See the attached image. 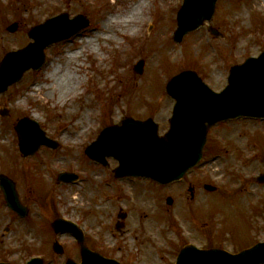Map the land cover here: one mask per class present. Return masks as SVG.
<instances>
[{
	"label": "rangeland",
	"instance_id": "374dc122",
	"mask_svg": "<svg viewBox=\"0 0 264 264\" xmlns=\"http://www.w3.org/2000/svg\"><path fill=\"white\" fill-rule=\"evenodd\" d=\"M182 2L0 0V63L8 51L32 41V27L62 13L88 19L89 27L80 34L87 36L85 42L95 41L86 46L77 35L48 47L44 68L27 71L0 95V110L10 112L0 116V174L15 181L30 210L20 219L0 189V262L24 264L32 256H42L47 264H65L68 258L81 262L72 235L53 236L51 224L58 217L83 225L92 235L88 245L127 264H175L186 245L239 253L264 242V184L257 181L264 173V120L240 118L212 128L203 163L168 186L148 179L119 181L111 171L116 160L108 159V168L89 164L84 155L102 129L124 117L153 118L160 134L166 133L175 103L165 90L171 76L193 69L220 92L231 66L263 52L264 0H220L213 26L221 36H212L204 25L177 44L173 33ZM111 16L130 17L124 27L112 24L118 34L104 29ZM14 23L18 30L10 33ZM108 36L118 42L104 39ZM140 60L145 61L142 74L134 70ZM56 67L73 78L64 101L63 86L52 81L64 72L49 77ZM24 118L37 121L58 148L44 146L24 159L15 131ZM66 169L77 171L81 180L58 183V173ZM205 185L217 190L207 191ZM120 213L127 219L117 231ZM56 241L64 247L63 256L53 251Z\"/></svg>",
	"mask_w": 264,
	"mask_h": 264
},
{
	"label": "water",
	"instance_id": "95a60500",
	"mask_svg": "<svg viewBox=\"0 0 264 264\" xmlns=\"http://www.w3.org/2000/svg\"><path fill=\"white\" fill-rule=\"evenodd\" d=\"M217 1L184 0L178 12L174 39L181 42L186 34L197 30L205 22L210 23ZM88 24L83 16L71 20L67 14H62L32 28L29 35L34 42L8 53L0 64V94L18 83L29 69L42 68L47 47L77 35ZM16 29L17 25H13L9 30L14 32ZM210 29L213 34H218L215 29ZM143 65L144 62L140 61L136 66L138 73H142ZM167 92L176 104L170 130L165 136L158 135V125L152 119L139 121L126 118L121 126L104 129L99 139L87 149V154L102 161L107 156H114L121 163L117 170L119 176L148 177L162 184L182 179L202 159L208 130L216 123L239 117L264 119V52L257 58H249L244 64L232 67L229 84L221 93L210 90L193 71L174 76L167 84ZM7 113L4 111L2 115ZM16 130L25 154L34 153L42 144L53 145L35 121L23 119ZM61 177L70 179V176ZM0 178L9 207L23 215L15 184L7 177ZM258 179L264 183V174ZM54 228L58 233L70 231L76 236L82 248V264H120L88 250L75 225L57 220ZM55 250L62 253L58 244ZM26 264H43V260L36 258ZM67 264L76 263L68 260ZM176 264H264V243L235 255L220 249L200 250L188 245L182 249Z\"/></svg>",
	"mask_w": 264,
	"mask_h": 264
},
{
	"label": "bare ground",
	"instance_id": "6f19581e",
	"mask_svg": "<svg viewBox=\"0 0 264 264\" xmlns=\"http://www.w3.org/2000/svg\"><path fill=\"white\" fill-rule=\"evenodd\" d=\"M59 0H49V2H50V4H54V2H58ZM64 2V6H63V8H66V9H68L69 8V5H68V3L67 2H65V1H63ZM59 7H61L60 5H59ZM135 11H136V9H135ZM131 15H133V12L132 13H130ZM130 17H124V19H117V17L116 16H111L107 21H106V23H105V26H104V29H106V30H108L109 29V33L111 32H114V33H116V34H118L119 33V27L118 26H120V27H124L122 24H123V22H126L128 19H129ZM113 23H117V25L118 26H116V25H112ZM121 34H123V35H126L127 33L125 32V31H123ZM78 37H80L79 38V42L80 43H82L83 45H88V46H92L93 44H94V42L95 41H93V39H91V40H89V41H86L85 42V38L87 37V36H85V35H80V36H78ZM104 38V37H103ZM104 39H106L107 41H109V42H118V41H115V40H113V39H111V38H109V36L108 37H105ZM98 40V39H97ZM96 40V41H97ZM100 41H103V39H99L98 40V42H100ZM68 58H69V60L68 61H70V60H72L73 58H72V55H70V56H68ZM64 72V71H62L60 68H58V67H56V68H54V70H53V72L49 75V77H51V79H54L55 77H56V73H57V75H58V72ZM71 73V72H70ZM53 81V83L56 85V84H59L60 86L62 85L63 87H62V89H60V91L61 92H59V94H60V100L61 101H64L67 97H68V95H69V91L70 92H72V89H70V87H71V83H72V81H73V78H71V76H70V74L69 73H67V72H64L61 76L59 75V80H58V82L57 81H55V80H52ZM58 87V86H57ZM56 89H58L59 90V88H56ZM75 93V92H74Z\"/></svg>",
	"mask_w": 264,
	"mask_h": 264
},
{
	"label": "flooded vegetation",
	"instance_id": "af4514ba",
	"mask_svg": "<svg viewBox=\"0 0 264 264\" xmlns=\"http://www.w3.org/2000/svg\"><path fill=\"white\" fill-rule=\"evenodd\" d=\"M95 163H97V162H95ZM98 165H101V164H99V163H97ZM102 166V165H101ZM71 171H75V170H71ZM111 171H112V174L114 175V173H113V168H111ZM116 179V178H115ZM30 211V210H29ZM30 213V212H29Z\"/></svg>",
	"mask_w": 264,
	"mask_h": 264
}]
</instances>
